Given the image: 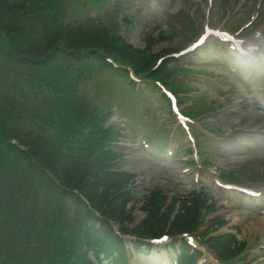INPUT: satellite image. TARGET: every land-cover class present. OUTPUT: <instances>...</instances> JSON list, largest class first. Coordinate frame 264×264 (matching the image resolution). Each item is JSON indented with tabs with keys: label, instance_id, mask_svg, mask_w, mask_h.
Returning <instances> with one entry per match:
<instances>
[{
	"label": "trees",
	"instance_id": "trees-1",
	"mask_svg": "<svg viewBox=\"0 0 264 264\" xmlns=\"http://www.w3.org/2000/svg\"><path fill=\"white\" fill-rule=\"evenodd\" d=\"M65 2L0 0V234L3 249L24 264H96L89 252L97 257V245L122 259L112 220L123 233L139 236L137 245L141 237L200 223L196 198L171 221L174 205L162 211L167 195L157 189L146 199V217L130 226L131 176L110 170L116 156L100 128L106 103L95 104L80 82L93 80L91 66H110L105 53L137 73L159 55L133 48L113 29L69 22ZM174 72L163 64L153 77L167 82ZM216 240L223 257L239 249L230 236Z\"/></svg>",
	"mask_w": 264,
	"mask_h": 264
},
{
	"label": "rangeland",
	"instance_id": "rangeland-1",
	"mask_svg": "<svg viewBox=\"0 0 264 264\" xmlns=\"http://www.w3.org/2000/svg\"><path fill=\"white\" fill-rule=\"evenodd\" d=\"M98 1L99 4L93 2L92 7L99 17L98 20L102 21V23H105L108 26L110 21L114 19L111 25L118 27L120 36L125 38L137 48H145L147 43L153 46L150 49H153L154 52L172 47L175 45L176 39L180 35L182 37V34L187 33L189 28H192V26H199V24H195L193 19L194 14H192L197 5L192 4L189 0H175V2L172 3V13L176 12L175 14H172L173 16H176L174 18L175 22H172V20L169 19L171 17L166 15L168 16L166 21L163 19L159 23L157 21H151L150 19L152 18V15H145L144 9H142V11L137 15H133V18L124 23L123 14L119 15L118 13H115L114 8L105 5L104 0ZM227 1L229 4H227L225 1L222 2L225 3L228 11L232 8V4L238 6L243 2V0ZM251 2L252 0L249 1L250 4ZM203 5L206 6L205 2ZM221 5L223 4H220L217 10L212 11L210 16L211 20H216L217 24H220V26L221 24L225 23V17H227V15L225 16V14H221L220 9L224 8H221ZM67 6L71 8L73 15L78 12V5L71 2L68 3ZM197 10L199 12V16H202V10L200 7H198ZM131 11L135 12V8L132 7ZM133 12H131V14H133ZM249 13L250 12H248V10H244V13L240 14V16L234 20L241 23L249 17ZM156 14L158 15L159 12ZM87 15L88 14H85L82 18L86 17ZM166 16H160V18ZM229 23L230 22L227 21L228 27ZM146 25H148L149 29H147ZM146 30L148 31V34L145 35ZM188 33L190 36L192 31ZM149 37L153 38L152 42H149ZM206 54L207 53L204 51L197 52L194 53L192 57L202 58ZM192 64L195 63L191 61L188 65ZM213 68L217 69L218 72L225 74V77H219V81L221 85L228 87L229 90L228 92L220 89L217 90V88H214L216 86L213 85L212 82H210V84L199 83L198 86L196 85L199 88L200 93L197 99L195 98L197 104L194 114L201 116L202 114L199 113V110H203L212 105L224 104L226 107L221 109V111H224V114H221L220 117L213 123L208 124V128L216 130L218 136L222 138L225 129L227 130L230 127H234L231 134L237 135H226V138L221 139L220 144H215L208 139H204L206 144L212 146V150H209V158H211L212 164L208 165L211 168H205L199 164L196 166H194L195 164H190L188 166L185 163H182L181 167L178 169L179 162L167 164V168H164L159 166L158 160L149 156L145 150H141L138 153L135 152V155L133 156L122 157V159L119 161V166L121 168L130 169L133 172H136L138 174V180L144 183L143 186H145V188L162 186L169 190L171 194L176 192H181L183 194L195 185H199V182L194 181V176L196 174H201L204 181L211 182L217 174V170L230 172V174L235 173L239 177V180L243 181L251 179L264 180V149L255 147L251 153H248V149L237 153L224 148L225 144L232 147H240L242 142L250 143L251 140L246 137V133L242 132L240 128L244 126L261 129L262 125L264 124V115L257 111L254 107L250 106V95L247 91L243 90V88H247L246 84L240 83L232 74L229 73V71L222 63H220V61L214 60L213 62H208L203 67V69L206 70L210 75L211 73L218 74L212 70ZM91 71L95 74L96 78L100 79V72L97 68H92ZM103 77L105 92L100 97L107 100L111 105L112 103L113 105L114 103L123 104V106H121L123 109L122 112L129 118H134V120H137V113L141 114L142 116V123L146 128H143L142 131H138L137 127L135 126V128L134 124H132L128 126L129 129H127L126 132V135L130 136V132L134 134L132 129H137L136 144H139V139L142 137L143 133L151 136L154 135L156 137L158 135L160 136L159 143L164 142V139L167 136V129H171V132L175 131L176 134L180 133L181 141L183 140V136L184 139L188 140L187 133L182 131L176 118H173L172 121V116L168 111V103L162 99L159 91H153L151 90V87H146L147 90L145 89L144 94L139 93L137 94L138 97L135 96L132 98L126 91V82L118 80L110 72H103ZM179 77L183 78V75H179ZM184 86L186 85L184 84ZM148 90H150V93L146 92ZM126 99H128V101ZM225 99H230L231 101L227 103V100ZM133 100L144 101L148 108L146 109L144 103H142L141 106L136 107V105L132 103ZM188 102L190 103V101ZM130 103H132L131 106H124ZM140 109H144L145 111L142 110V113ZM226 109L232 111H225ZM225 114H229L230 117H222ZM168 115L171 119V122L168 118ZM194 124L198 125L197 119H195ZM194 124H192L193 127L196 126ZM126 135L125 133H122L121 136L123 137L120 139H124V136ZM139 186L142 188L140 183L137 185V187ZM254 186L258 190H264V183H256ZM145 188L144 190H146ZM212 195L217 194L212 193ZM138 196H141V193H138ZM241 197L245 198L244 195ZM238 198L241 200L240 196ZM138 200L140 199L138 198ZM217 202V205L221 206L217 213L222 214L228 220V224L221 230H230L236 233L238 239L247 241L246 248L241 256H244V253L248 250L252 251L254 248H256L257 244L264 243V231L262 230L264 218L260 217L262 214L247 211L248 206L245 203H238L240 201H228V199H226L225 201ZM141 205L142 202L138 201V209L133 211L135 221H139L144 216V211L140 209ZM160 250L161 252L159 255H165L166 251H164V248H161ZM153 252H155V249ZM146 254V251H135V254L132 257L133 263L154 264V262L150 263L147 261L149 257L146 256ZM141 258L145 259L144 263L138 261ZM234 259L235 260L233 261L232 259L230 260L232 261L231 264H264V258H261L259 254L255 253H251L249 257L242 263L238 262L240 259ZM104 264L111 263L105 262Z\"/></svg>",
	"mask_w": 264,
	"mask_h": 264
},
{
	"label": "snow or ice",
	"instance_id": "snow-or-ice-1",
	"mask_svg": "<svg viewBox=\"0 0 264 264\" xmlns=\"http://www.w3.org/2000/svg\"><path fill=\"white\" fill-rule=\"evenodd\" d=\"M204 42L205 41H200L199 44H195V45H193V47L199 48ZM164 239H166V237Z\"/></svg>",
	"mask_w": 264,
	"mask_h": 264
}]
</instances>
